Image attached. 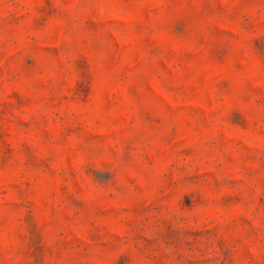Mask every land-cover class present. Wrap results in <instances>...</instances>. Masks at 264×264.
I'll return each instance as SVG.
<instances>
[{
  "label": "rangeland",
  "instance_id": "rangeland-1",
  "mask_svg": "<svg viewBox=\"0 0 264 264\" xmlns=\"http://www.w3.org/2000/svg\"><path fill=\"white\" fill-rule=\"evenodd\" d=\"M0 264H264V0H0Z\"/></svg>",
  "mask_w": 264,
  "mask_h": 264
}]
</instances>
